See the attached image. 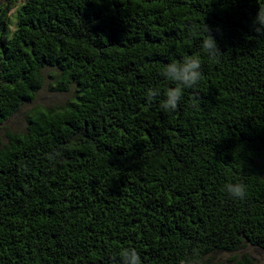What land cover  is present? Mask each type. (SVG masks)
I'll return each instance as SVG.
<instances>
[{"label":"trees","instance_id":"16d2710c","mask_svg":"<svg viewBox=\"0 0 264 264\" xmlns=\"http://www.w3.org/2000/svg\"><path fill=\"white\" fill-rule=\"evenodd\" d=\"M259 6L0 0V128L28 110L0 140V264H118L125 247L142 264H257L245 251H264ZM205 25L218 59L200 46ZM186 56L201 81L165 112L176 85L161 73ZM50 78L67 100L36 105Z\"/></svg>","mask_w":264,"mask_h":264},{"label":"clouds","instance_id":"9594fccd","mask_svg":"<svg viewBox=\"0 0 264 264\" xmlns=\"http://www.w3.org/2000/svg\"><path fill=\"white\" fill-rule=\"evenodd\" d=\"M253 24L255 32L264 36V6H259ZM200 46L211 59H218L222 54L215 37L212 35V29L207 25L204 26ZM201 68L202 63L198 56H186L182 61H173L165 66L161 75L172 81L176 86L169 87L165 91V98L160 103V108L163 111L175 112L178 109L184 89L193 88L201 81ZM146 95L147 99L151 101L159 95V90L149 89ZM224 187L235 198L244 199L246 196V188L243 183H228ZM119 257L118 264H142L140 254L133 247L121 249ZM181 264H189V262L181 261Z\"/></svg>","mask_w":264,"mask_h":264},{"label":"rangeland","instance_id":"374dc122","mask_svg":"<svg viewBox=\"0 0 264 264\" xmlns=\"http://www.w3.org/2000/svg\"><path fill=\"white\" fill-rule=\"evenodd\" d=\"M52 81L53 79H48L45 89L41 92L37 102L35 103L36 105L49 107L63 104L67 100V95L60 94L52 90V88L49 86L50 82ZM27 111V109H24L19 115L14 117L6 127L0 128V140L2 142L6 141L7 132L21 131L25 128ZM245 253H248L251 257H253L257 264H264V251H259L253 248H247ZM226 257L227 256L219 255L217 256V259H224Z\"/></svg>","mask_w":264,"mask_h":264}]
</instances>
